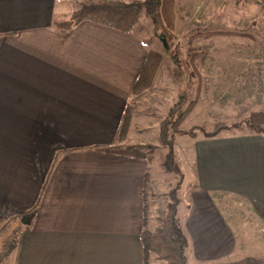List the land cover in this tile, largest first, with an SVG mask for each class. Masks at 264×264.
Masks as SVG:
<instances>
[{"label": "crops", "instance_id": "1", "mask_svg": "<svg viewBox=\"0 0 264 264\" xmlns=\"http://www.w3.org/2000/svg\"><path fill=\"white\" fill-rule=\"evenodd\" d=\"M56 1L0 0V191L11 177L23 180L24 170H30L28 178L35 187L33 207L0 198L1 218L29 214L10 250L12 264H144L140 224L131 230L104 227L99 203L103 212L106 197L114 198L110 194L123 188L136 219L142 216L140 186L147 161L96 148L116 142L126 107L131 109V122L142 109L161 108L169 117L181 112L188 103L176 99L181 59L186 72L201 84L196 104L200 115L209 110L214 120L230 122L264 110V64L259 61L264 55L234 49L225 39L236 34L229 29L233 25H227L232 18L218 17L221 11L233 10L222 7L225 0H176V41L179 45L190 34L189 50L178 57L165 33L159 35L164 56L152 84L133 94L132 85L152 47L139 34L89 20L66 32L52 30ZM248 2L242 35L255 39L253 30L264 28V3ZM75 54L80 56L82 80L73 85L71 77L66 79L65 60ZM108 122L117 124L108 138L66 142L73 137L68 124ZM238 130L215 137L194 135L189 160L196 181L177 212L194 264L239 260H229L241 250L216 195L243 200L264 220V135ZM94 133L82 134L93 138ZM74 155L97 163L58 162ZM156 180L151 176L150 213L157 220L153 230L166 208L157 197L164 186ZM156 187L162 193H154ZM239 256L240 264H264L261 255Z\"/></svg>", "mask_w": 264, "mask_h": 264}, {"label": "rangeland", "instance_id": "2", "mask_svg": "<svg viewBox=\"0 0 264 264\" xmlns=\"http://www.w3.org/2000/svg\"><path fill=\"white\" fill-rule=\"evenodd\" d=\"M128 1V0H123ZM250 1V0H249ZM264 3V0H262ZM88 0H62L56 1V5L53 11L54 21H61L67 19L70 14L78 9L83 3H87ZM249 2L248 0H225L224 4L222 5L223 8L229 6L233 10L229 12V14H225L221 11L219 13V18H232L233 22H230L227 25H233V31L236 34L228 35L225 37L227 41H232L234 49H242L254 52L255 54L264 55V28L259 29L252 33L253 38L250 39L249 37L246 38L245 35H242L244 32V11L248 8ZM176 0H175V34L176 36L173 38V41L169 43L168 46H174L173 50L176 56L181 57L188 49V43L186 41L189 40L188 36L190 34L185 35L184 38L180 40V44L176 41L177 31L176 28V20H177V13L176 12ZM225 14V16H224ZM242 27V28H238ZM249 28V27H248ZM252 27L249 28L248 31H251ZM239 29V30H238ZM52 30H56L53 26ZM221 30V29H220ZM262 30V31H261ZM59 31V30H58ZM221 30L220 32H223ZM232 31V32H233ZM134 34H139L142 37V41L146 45H150L152 49H156L161 52L162 57L164 56V40L159 37V35H166L167 41V34L164 29V25L160 19L154 21L151 16L143 15L136 28L132 31ZM190 33V32H189ZM227 33V32H225ZM242 36H241V35ZM240 35V36H239ZM251 35V34H250ZM176 41V42H175ZM237 42V43H236ZM241 42V43H239ZM175 43V44H174ZM168 44V42H167ZM204 48V47H202ZM259 61H262L264 64V56L260 58ZM179 71L180 76L178 78V90L176 92V99L180 102L181 100L184 102H189L193 98L200 100V82L195 83L196 76L192 74H188L186 72V64L184 60H180ZM66 63V79L72 78L70 82L73 85L78 84L82 80V67H81V60L79 54L73 55L71 58H67L65 60ZM57 70V68H56ZM58 80H63V76L58 74ZM196 89V91H195ZM198 90V92H197ZM195 92V93H194ZM175 101V100H174ZM198 102V101H197ZM196 102V104H197ZM172 102H168L171 104ZM193 107L185 120L182 122L180 128L186 131L190 130H197L195 126H199L202 124L210 125L213 123L214 113L211 111H206L200 115L198 111V105ZM186 105V104H185ZM170 116V115H169ZM168 115L164 114V109L161 108H154V109H142L139 113L134 114L132 116V122L130 125V134L126 139V143H133L137 142L141 139H145L149 144H154L155 148L151 151L153 155V159L151 163L147 164L149 166V172L152 176V179H157L158 184H162L163 193L157 189H153L154 193L161 192L157 197H160L162 204L166 207L168 198V191L173 187L177 176L174 172H170L166 170L164 165V161L166 159V155L169 151V143L171 142L172 151L174 155V159L177 162L178 166L180 167V171L183 174V180L181 186L177 190V196L179 201H183V195H188L190 188L194 185L196 181V177L194 171L191 168L190 158L193 143L195 141L194 135H190L189 133H181L178 130H170L168 135L170 141L164 143L163 141L159 140V132H160V124L161 122L166 119L170 120L174 117H169ZM217 117V116H216ZM236 117L233 121L238 120ZM225 121L227 123H232L233 121L229 120ZM117 124L113 122L108 123H97V124H90V123H73L68 124V129L70 130L73 137L71 139H67V143H80V142H94L98 141L100 137L108 138L110 136V132ZM168 129H171L168 127ZM240 129L243 131H247V128L242 125ZM236 130H231L232 132H236ZM83 131L88 132H95L94 137L85 136L83 135ZM240 131V130H238ZM197 135L201 136L200 131L196 132ZM98 139V140H97ZM89 158V157H88ZM65 161V162H74L75 164H79L81 162L84 163H97V160L93 159H84L81 155H74L69 156L65 159H60L58 162ZM147 167V166H146ZM25 175L21 176L23 180L18 177V182H16L15 177H11L8 180V184L6 189L0 191V198L2 200H6V198H11L15 200H20L21 203H27L28 207H33V195L35 193V187H33V180H29L28 172L30 170H24ZM146 171V168H145ZM25 187H22L23 182ZM142 185L140 186L141 189ZM31 191V192H30ZM151 191V190H150ZM43 193V190L41 194ZM114 198L108 199L104 202V209L103 212L101 211V204L99 203V215L103 214L105 217L104 227L112 228V229H127L131 230L136 228L139 224L141 226V215L137 217L134 214V209H132V203L130 200V195L125 193L123 188L120 189L119 193L115 192L110 194ZM161 195V196H160ZM42 196V195H41ZM217 201L219 205L222 206V211L227 218V220L232 225L237 242L239 243V254L237 256L234 254V257H230L229 260L236 262L239 257L238 262L234 264H240V259H242L243 254H252V255H261L264 256V220L261 219L256 215L254 210L248 205V203L240 200L239 198L233 196H226L222 194L216 195ZM36 199H38L36 197ZM152 199V195L150 196V200ZM141 204V202H140ZM157 206V205H156ZM180 210V209H179ZM31 214V213H30ZM29 214H24V221H22L21 217H10L6 219H2L0 221V264H12L14 260V255H11L12 251L11 248L16 243L18 232L20 230V226H23L26 222L29 221L28 216ZM150 219H149V227L153 230L156 226L155 223L157 222L156 218L152 217V213L149 211ZM31 225V222H30ZM141 228V227H140ZM186 255V264H194L192 261V257L189 251V246L185 250ZM154 258L150 264H165L163 261ZM228 260V261H229Z\"/></svg>", "mask_w": 264, "mask_h": 264}, {"label": "trees", "instance_id": "3", "mask_svg": "<svg viewBox=\"0 0 264 264\" xmlns=\"http://www.w3.org/2000/svg\"><path fill=\"white\" fill-rule=\"evenodd\" d=\"M175 0H88L78 9L74 10L70 16L61 21H54L53 25L60 32H66L83 20L121 31L131 32L139 23L143 15L151 16L154 21L160 19L167 34L168 45L173 41L175 34ZM227 33H231L228 32ZM162 54L156 49H148L144 57L138 75L132 85L131 92L136 94L146 90L152 84L156 70L161 62ZM197 102L196 98L190 100L186 106L174 118L164 119L160 124L159 140L167 143L170 141L169 131L178 130L181 133L196 135L200 131L204 137H215L221 132L247 128V131L264 135V110L251 111L246 116H238V120L227 123L217 120L210 125L202 124L195 126L197 130H184L180 126L187 115L191 112ZM131 124V109L126 107L121 123L117 131L116 142L114 144L98 147L99 151L128 155L143 158L147 163H151L153 155L151 151L154 144L149 143H126ZM170 127L171 129H168ZM171 142L166 155L164 165L166 170L174 172L177 176L175 184L168 191V198L164 215L160 218L159 226L152 230L149 227L150 211V183L151 175L149 166L146 167L142 181V220L139 233L143 262L150 264L151 256L163 261L165 264H186L185 250L190 244V239L182 228L178 217L179 198L177 190L181 186L183 174L174 159ZM3 218L0 217V221Z\"/></svg>", "mask_w": 264, "mask_h": 264}, {"label": "water", "instance_id": "4", "mask_svg": "<svg viewBox=\"0 0 264 264\" xmlns=\"http://www.w3.org/2000/svg\"><path fill=\"white\" fill-rule=\"evenodd\" d=\"M22 221H24V217H22Z\"/></svg>", "mask_w": 264, "mask_h": 264}]
</instances>
